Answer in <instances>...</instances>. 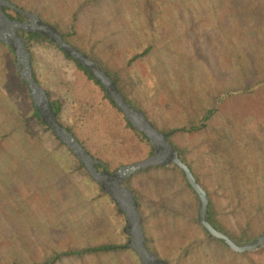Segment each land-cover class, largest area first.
I'll return each instance as SVG.
<instances>
[{
	"label": "rangeland",
	"instance_id": "obj_1",
	"mask_svg": "<svg viewBox=\"0 0 264 264\" xmlns=\"http://www.w3.org/2000/svg\"><path fill=\"white\" fill-rule=\"evenodd\" d=\"M10 1L118 71L125 94L158 128L205 124L174 131L171 139L222 227L237 239L264 233V0ZM150 44L148 55L127 63ZM31 51L42 86L63 102L65 124L97 156H109L113 171L150 156L123 114L111 104L113 111L103 108L102 90L58 48L33 43ZM15 67L19 73L0 44V133H11L5 141L10 154L0 155V264L126 244L125 215L110 196L36 118L28 120L30 92L19 84ZM164 171H142L127 183L139 196L151 251L167 264H264V246L240 256L211 239L197 222L198 199L180 172ZM53 264L141 263L124 248L63 255Z\"/></svg>",
	"mask_w": 264,
	"mask_h": 264
},
{
	"label": "water",
	"instance_id": "obj_2",
	"mask_svg": "<svg viewBox=\"0 0 264 264\" xmlns=\"http://www.w3.org/2000/svg\"><path fill=\"white\" fill-rule=\"evenodd\" d=\"M5 7L15 9L23 14L25 19L10 18L4 10ZM19 30L40 33L83 65L103 85L106 94L114 101L133 128L146 136L153 153L143 160L121 165L112 172L106 168L98 169L97 164L101 162L57 119L46 89L34 78L26 38L19 34ZM0 41L8 45L16 56L20 78L28 85L30 98L40 119L52 129L62 143L71 149L91 177L99 183L100 188L110 195L117 209L125 215L124 232L129 236L126 246L137 253L141 264H167V261L159 258L146 245L147 238L142 228L138 201L135 192L125 184V181L134 173L157 165L174 164L181 169L198 198L197 222L209 235L235 253L253 252L264 246V233L252 240L237 242L210 222L207 216L208 193L197 181L190 166L180 157L177 148L168 139L169 133L159 130L140 109L128 103L114 79L96 61L70 44L55 26L41 19L36 13L16 6L10 0H0Z\"/></svg>",
	"mask_w": 264,
	"mask_h": 264
},
{
	"label": "trees",
	"instance_id": "obj_3",
	"mask_svg": "<svg viewBox=\"0 0 264 264\" xmlns=\"http://www.w3.org/2000/svg\"><path fill=\"white\" fill-rule=\"evenodd\" d=\"M90 1H94V0H90ZM4 10H5V12L7 13V15H8L10 18H12V19H18V20H23V19H25V16H24L23 14L19 13L18 11H16V10L13 9V8L5 7ZM54 26L58 29V31H59V32L65 37V39L68 41V39H67L68 34L63 33V32H62V31H61L56 25H54ZM19 34L26 38V47H27V49L29 50V52H30V54H31V63H32V70H33L34 78L36 79V81H38V83H40L41 85H43L42 82H41V81L39 80V78L37 77V75H36V73H35V70H34V68H33V53H32V51H31V45H32L33 43H36V44H43V43H46V44H49V45H53V46H55L56 48H58V49L62 52V54H63L67 59H69L70 61H72V62L74 63V65L77 67V69L80 70V71H81V72H82V73H83V74H84L89 80H92V81L96 84V86H98L99 89L102 90L105 99H107L108 102H109L112 106H114L119 112H121V111L118 109V107L116 106V104L114 103V101H113V100H112V99L106 94L103 85H102L99 81H97L96 78H95L93 75H91L90 72H89L88 70H86V69L83 67V65H81V64H80L78 61H76L74 58L68 56V55H67L62 49H60L59 47H57V45H56L54 42H51V41L48 40L45 36L41 35V34L38 33V32L32 33V32H26V31H23V30H19ZM68 42H69V41H68ZM69 43H71V42H69ZM0 44L3 45V46H5L6 48H8L10 54L13 56V60H16V56L14 55L12 49H11L8 45H6L5 43H3V42H1V41H0ZM78 49H79L81 52L87 54V55H88L90 58H92L94 61H96V63H98V64L100 65V67H101L103 70H105V71H106V72H107V73H108V74L114 79V81L116 82V84H117L119 90H120V91L122 92V94L125 96L126 101H127L128 103H130L132 106H135V107H137L138 109H140V110H141V111H142V112L148 117V119H150V117H149L147 111H146L142 106H140V105L137 104L136 102L132 101V100H131V99L125 94V92L123 91L122 86H121V84H120V82H121L122 79H121V76L119 75L118 71H116V72L111 71V70L108 69L104 64H102V63H101V62H100L95 56L90 55L89 53L83 51V50L80 49V48H78ZM152 49H153V46L150 44V45L147 46L143 51H141V52H139V53H135L134 55H132V57L128 60L127 63H128V64H131L133 61H138V60H140L141 58H143V57H145L146 55H148ZM15 74L19 77V84H20L21 86L25 87V88L27 89L28 93H29L30 91H29L28 85H27L26 82H24V81L20 78L17 67H15ZM45 89H46V91H47V93H48V96H49V98H50V100H51L53 106H54V109H55V112H56L57 119H58V120L64 125V127H65L66 129H68L69 131H72V133L76 136V138L79 140V142H80L82 145H84V147H85V148H86V149H87V150H88V151H89V152H90L95 158H97V159L101 162V164H97L98 169L101 170L102 168H106L108 171H111V172H112V171H113V170H112L113 168H111V164H112V162H114V161L111 160V158H110L109 156H107V158H106V157H104V156H101V157H100V155H98V156H99V157H98L97 154H95V153L92 151V149L88 146V144H87L84 140H82V139H81V138H80V137H79V136H78V135L72 130L71 126L65 124V122H64L63 119L61 118V112H62V108H63V102H62V100L59 99V98H53V97H51L49 90H47V88H45ZM30 104H31V108H32V114L30 115V117H28V120H29L30 118H33V119L36 118L41 126H44L48 131L51 132V134H52V136H53L54 139H56L60 144L66 146L64 143H62V142L56 137V135L53 133L52 129H51L50 127H48V126H47V125H46V124L40 119L39 114H38V112L36 111V109H35V107H34V104H33L32 100H31V98H30ZM210 111H211V110L208 109V110L205 112V116H204V118H209V116H210V114H211ZM121 113H122V112H121ZM122 114H123V113H122ZM123 116H124V119H125V122H126L127 127H128L130 130H132L136 136H139L143 141H145V142L149 145V147H150V155H151V154L153 153V150H152V146H151L149 140L146 138L145 135H143L142 133L138 132L137 130H135V129L133 128V126H132L131 123L127 120V118L125 117L124 114H123ZM26 121H27V120H26ZM150 121L155 125V123H154L151 119H150ZM155 126H156V125H155ZM204 126H205V124L199 126L198 124L195 125V124H193V123H189V126H188V127H180V128H176V129H166V130H163V129L158 128L157 126H156V127H157L159 130L163 131V132H167V133H169V134H168V139H169L170 142H171V143L177 148L180 157L183 159L181 148L178 147V146L172 141V139H171L172 133H173L174 131H177V130H178V131H179V130H191V131H194V130H196V129L203 128ZM19 128H20V127H18V128H15V127H14V130L16 131V130H18ZM21 128H22V127H21ZM3 132H4V130H2V132L0 133V155H2V154L5 155V154H8V153L10 154V150H7V148H6L5 141H6V139L10 138L11 133L9 134V133H6V132L3 133ZM20 133H21L22 136H24L25 138H27L28 133L25 132L24 128L20 131ZM21 135H20V136H21ZM22 136H21V137H22ZM139 137H138V138H139ZM18 138H20V137H18ZM140 138H139V139H140ZM22 140H24V139H22ZM66 148L68 149V151H69V152H70L75 158H77L76 155L71 151V149H69L67 146H66ZM7 156H9V155H7ZM102 157H103V158H102ZM77 160H78L80 166H81L82 168H85V167L81 164V162L79 161L78 158H77ZM130 164H132V163H130ZM188 165H189V163H188ZM189 166H190V165H189ZM190 168H191V166H190ZM150 169H161V170H165L164 172H169V171H172V170H177L178 172H180V174H181V176H182V178H183V180H184L186 186H187V187L193 192V194L195 195L196 199H198V198H197V195H196L195 192H194V190H193L192 187L189 185V183L186 181V179H185V177H184V175H183L181 169H180L179 167H177L176 165H174V164H170V165H167V166H163V165L151 166V167H149V168H147V169L140 170V171H138V172H136V173H139V172H142V171H147V170H150ZM191 170H192V168H191ZM192 172H193V170H192ZM136 173H134V174H136ZM134 174H133V175H134ZM193 174H194V172H193ZM133 175H131V176L125 181V184H126V185H128V184H127V183H128V180H129ZM194 176H195V178L197 179V181H198L199 183H201V182L199 181V178H198L195 174H194ZM94 181H95V180H94ZM202 185H203V184H202ZM105 193H106V192H105ZM106 194H107L108 196H110L108 193H106ZM135 195H136V199L138 200L139 196L137 195L136 192H135ZM208 196H209V195H208ZM110 198H111V197H110ZM111 200H112V198H111ZM112 201H113V200H112ZM113 202H114V201H113ZM119 212H120V211H119ZM121 213H122V212H121ZM122 214H123V213H122ZM207 216H208L210 222H211L215 227H217V228L220 229L221 231L227 233V234H228L233 240H235V241H237V242H245V241H248V240L251 239L250 237H246L245 235H243L242 238L237 239V238H235L234 236H232L231 234H229V233H228V232L222 227L221 223L215 218V209H214V207H213V202H212V200H211L210 197H209V204H208V208H207ZM204 231H205V230H204ZM205 233H206L211 239L217 241L218 243H221L220 241H218L217 239H215V238H213L211 235H209L206 231H205ZM221 244L224 245L223 243H221ZM146 245H147V242H146ZM147 246H148V245H147ZM224 246H225V245H224ZM124 248H129V247H127L126 244L101 243V244L88 245V246H83V247L69 248V249H66V250H64V251L57 252V253H55L52 257H50V258H46L45 260H43V261H41V262H33V263H29V264H53L56 260H58V259H59L61 256H63V255H77V256H81V255L86 254V253H97V252H118V251H120V250H122V249H124ZM148 248L150 249L149 246H148ZM261 248H263V247H261ZM261 248H260V249H261ZM150 250H151V249H150ZM258 250H259V249H258ZM232 252H233V251H232ZM234 253H235V252H234ZM248 253H251V252L237 253V254H239L240 256H242V255L244 256V255H246V254H248Z\"/></svg>",
	"mask_w": 264,
	"mask_h": 264
},
{
	"label": "crops",
	"instance_id": "obj_4",
	"mask_svg": "<svg viewBox=\"0 0 264 264\" xmlns=\"http://www.w3.org/2000/svg\"><path fill=\"white\" fill-rule=\"evenodd\" d=\"M94 83V82H93ZM95 84V83H94ZM95 87V86H94ZM102 104H103V108H108L109 110L113 111V107L110 105V103H108L107 101H105V99L102 100ZM98 195V194H97ZM99 196V195H98ZM107 198V197H106ZM105 198V201H107V199ZM138 201V200H137ZM138 207H139V201H138Z\"/></svg>",
	"mask_w": 264,
	"mask_h": 264
},
{
	"label": "flooded vegetation",
	"instance_id": "obj_5",
	"mask_svg": "<svg viewBox=\"0 0 264 264\" xmlns=\"http://www.w3.org/2000/svg\"><path fill=\"white\" fill-rule=\"evenodd\" d=\"M24 20V19H23Z\"/></svg>",
	"mask_w": 264,
	"mask_h": 264
}]
</instances>
